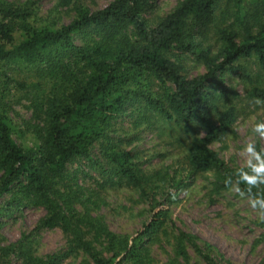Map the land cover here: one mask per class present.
<instances>
[{
	"label": "trees",
	"instance_id": "trees-1",
	"mask_svg": "<svg viewBox=\"0 0 264 264\" xmlns=\"http://www.w3.org/2000/svg\"><path fill=\"white\" fill-rule=\"evenodd\" d=\"M151 1L112 0L92 9L82 0H59V6L74 10V18L39 26L33 23L36 1L0 0V64L35 68L42 78L52 80L33 103L37 142L30 147L15 140L6 89L0 92V197L8 195L0 209V230L3 210L40 207L45 214L39 227L60 228L69 238L67 251L38 256L31 235L8 243L0 237V264L13 257L21 264H65L80 253L90 264H151L152 245L170 229L173 260H188L187 248L192 247L206 264L227 262L211 243L183 230L172 218L170 204L177 201L180 183H173L159 202L146 189L130 151L110 142L102 150L116 164L119 183L138 188L152 211L150 221L133 235L116 233L92 214L87 208L90 198L69 172L71 163L91 156L96 142L110 140L118 117L136 104L184 123L186 130L196 124L204 131L193 139L187 159L193 172L212 173L214 192L229 189L225 181L235 179L240 167L230 166L211 144L228 134L236 121V108L221 106L233 91L226 82L228 74L251 86L250 98L264 100V0H253L250 7L244 0H225L222 17L232 12L233 19L216 26L217 51L188 39L190 22L214 15L224 0H180L154 25L146 18ZM17 32L23 35L18 43ZM175 49L193 55L205 71L188 77L172 56ZM251 58L261 70L257 78L243 64ZM153 78L169 83L164 94L149 87Z\"/></svg>",
	"mask_w": 264,
	"mask_h": 264
},
{
	"label": "rangeland",
	"instance_id": "rangeland-1",
	"mask_svg": "<svg viewBox=\"0 0 264 264\" xmlns=\"http://www.w3.org/2000/svg\"><path fill=\"white\" fill-rule=\"evenodd\" d=\"M21 4L36 1L33 23L44 25L57 22L58 25L69 23L74 18V10L59 6V0H2ZM112 0H82V3L98 9ZM180 0H152L146 12L149 24H156L160 18L172 11ZM224 0L221 7L209 18L201 22L192 20V37L204 47L211 46L217 51L218 41L216 26L229 24L232 12L225 16ZM246 6H252L253 0H244ZM232 10L234 5H230ZM23 38L16 33L15 42ZM76 41L82 43L80 35ZM179 61L188 77L203 73L205 68L187 51L175 49L172 53ZM254 77H259L261 70L255 58L243 60ZM8 75V76H6ZM35 68L24 66H3L0 64V92L6 89L4 100L9 104V111L16 124L15 140L24 147L37 142L33 132L38 122L34 116L33 103L45 87L52 85L50 78H42ZM38 83L34 85V83ZM226 82L232 87V93L222 102V107L236 108V121L231 131L211 144V148L230 165L242 167L240 151L250 139L257 148H264V139L252 133L255 123L264 121V105H257L250 98L251 86L236 76L228 74ZM27 86L28 89L21 87ZM169 83L163 84L154 79L149 85L154 91L164 94ZM144 105V104H143ZM143 110V112L140 110ZM197 136H204V131L193 125L186 130L184 123L166 118L144 106L129 105L118 117L110 131V140H99L91 149V156L78 158L69 165L71 176H77L79 187L85 197L90 198L87 208L92 214H98L109 227L118 234L133 235L148 223L152 217L149 204L141 197L138 188L121 184L116 175V164L111 162L102 151L109 142L118 149L130 151L133 162L138 165L146 189L159 202H162L173 183H180L176 189L177 201L170 204L172 218L185 231L211 243L227 262L222 264H264V222H260L255 211L245 199L229 189L216 193L212 190V173L193 172L187 155L192 141ZM160 188H156V186ZM76 188V186H74ZM173 188V187H172ZM152 191V192H151ZM8 195L0 197V209ZM168 203V202H166ZM78 206H82L78 204ZM45 210L40 207H25L21 210L10 208L2 211L4 225L0 237L4 243L15 242L23 235H31L35 253L45 256L63 253L69 247V238L60 228L39 227V221ZM188 260H173L174 229L163 235L152 245L151 264H206L192 247L187 248ZM5 264V263H4ZM6 264H21L16 257ZM65 264H90L84 253L67 258ZM133 264V263H125Z\"/></svg>",
	"mask_w": 264,
	"mask_h": 264
},
{
	"label": "clouds",
	"instance_id": "clouds-1",
	"mask_svg": "<svg viewBox=\"0 0 264 264\" xmlns=\"http://www.w3.org/2000/svg\"><path fill=\"white\" fill-rule=\"evenodd\" d=\"M257 105H264V100L257 98ZM252 133L264 139V121L254 124ZM242 167L234 173L235 179L229 177L225 184L241 199L247 200L260 220L264 222V148L258 149L251 139L240 151Z\"/></svg>",
	"mask_w": 264,
	"mask_h": 264
}]
</instances>
